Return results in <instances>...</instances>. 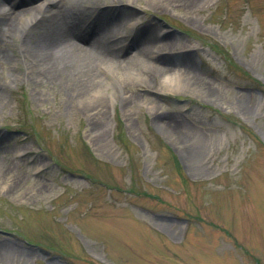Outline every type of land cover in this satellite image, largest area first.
<instances>
[{"label": "rangeland", "instance_id": "rangeland-1", "mask_svg": "<svg viewBox=\"0 0 264 264\" xmlns=\"http://www.w3.org/2000/svg\"><path fill=\"white\" fill-rule=\"evenodd\" d=\"M94 3L125 60L75 93L0 23V264H264V0ZM131 23L162 44L125 57Z\"/></svg>", "mask_w": 264, "mask_h": 264}, {"label": "bare ground", "instance_id": "bare-ground-1", "mask_svg": "<svg viewBox=\"0 0 264 264\" xmlns=\"http://www.w3.org/2000/svg\"><path fill=\"white\" fill-rule=\"evenodd\" d=\"M85 2L94 3L95 0H0V23L9 27L13 35H17L19 54L25 56L30 62L29 66L37 68L44 79L50 81L53 78L63 89L70 84L74 93L75 84L88 83L100 78V74L93 66L94 61L107 64L111 69L114 68L112 63L125 60L114 51L118 42L110 45V39L117 41L118 28L121 23L125 24L124 19L121 18L129 16L132 11L125 12L121 7L119 9L109 7L108 4L105 7H92L85 5ZM7 3H10V8L5 7ZM23 6L30 7L28 10L32 8L35 9L34 11L37 10L36 13L41 12L42 14L38 13L37 16L42 15V17L38 21H33L24 17L26 9L17 13V9ZM152 26L149 28L144 26L140 32L139 26L136 31L134 30L125 57L133 48L141 53L143 46L152 49L162 44V40L153 35ZM11 46L13 47V43ZM122 78L120 74V79ZM92 92L99 95L101 90ZM134 99L131 96H124V106ZM94 108H98V111L96 118L92 119V125L103 130L106 124L105 105L102 102ZM161 117L163 116H160V119ZM191 150L189 152H192ZM192 162L196 165L194 161ZM0 247L1 262L5 254L4 247Z\"/></svg>", "mask_w": 264, "mask_h": 264}, {"label": "trees", "instance_id": "trees-1", "mask_svg": "<svg viewBox=\"0 0 264 264\" xmlns=\"http://www.w3.org/2000/svg\"><path fill=\"white\" fill-rule=\"evenodd\" d=\"M229 67L231 68L232 65L229 64ZM233 73V72H232ZM242 82H244L243 84L246 87H250V88H259V83L257 81H255V79H253L252 77H244Z\"/></svg>", "mask_w": 264, "mask_h": 264}]
</instances>
